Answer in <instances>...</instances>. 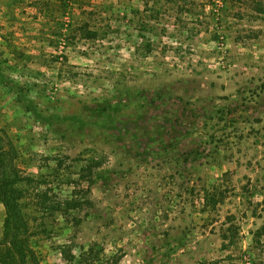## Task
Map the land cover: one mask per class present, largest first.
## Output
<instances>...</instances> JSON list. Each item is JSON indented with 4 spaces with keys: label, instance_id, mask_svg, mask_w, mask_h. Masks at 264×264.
Segmentation results:
<instances>
[{
    "label": "rangeland",
    "instance_id": "rangeland-1",
    "mask_svg": "<svg viewBox=\"0 0 264 264\" xmlns=\"http://www.w3.org/2000/svg\"><path fill=\"white\" fill-rule=\"evenodd\" d=\"M52 2L0 0L2 72L18 86L0 84V138L54 201L70 197L64 174L102 164L79 224L39 218L41 264H79L95 242L98 264H264V0H74L65 17ZM107 103L110 127L89 111ZM5 217L0 203V238Z\"/></svg>",
    "mask_w": 264,
    "mask_h": 264
},
{
    "label": "trees",
    "instance_id": "trees-1",
    "mask_svg": "<svg viewBox=\"0 0 264 264\" xmlns=\"http://www.w3.org/2000/svg\"><path fill=\"white\" fill-rule=\"evenodd\" d=\"M62 4L61 12L66 16L70 4L74 0H59ZM52 0H47V5L52 4ZM50 8V6H48ZM47 17V15H46ZM90 37V36H89ZM95 36H92V38ZM143 37V36H142ZM0 38L3 41H7L4 34H0ZM152 46H147V51H151ZM1 55V52H0ZM3 59L0 56V84L7 86L11 89H17L18 86L3 74L2 72ZM25 110L32 113L35 117L43 119L45 121H53L56 116L49 115L43 116L37 110V106L33 104L31 100L25 101ZM91 115L95 117H103L104 125L110 127L109 122L113 118L115 107L112 103L101 104L98 110L89 108ZM72 122H76L80 125L81 129L86 125V122L77 116L68 117ZM109 125V126H108ZM5 141L0 138V203L5 207L6 217L3 225V234L0 238V264H41L38 248L42 247L39 242V238L36 237L39 234H47L48 229L46 226L36 227L39 218H45L54 214V218L61 217L68 224H79V213L85 207L92 206V187L98 182L100 174V166L102 162H99L95 158L86 160L87 163L83 166L79 172L77 178L72 176L73 174H64L66 177L69 175L67 185L72 188L70 197L64 201H54L51 193L53 189L47 188L51 184L47 180L46 176L33 174L28 175L24 172L22 165H34V161L20 162V152L15 150L14 146L8 148ZM173 145L161 142L158 148V153H168ZM22 154V153H21ZM48 160L50 158H47ZM190 158H186L189 161ZM81 158H75L74 162L79 163ZM63 167L62 162L57 164L54 173L59 172ZM186 171V170H185ZM182 170L183 177L186 179V173ZM71 174V175H70ZM86 184V186L84 185ZM184 192L190 195H195L197 187L191 186L187 180H184L183 184ZM205 198V207L208 209L211 206H215L222 200L218 199V193L215 191L211 193V189L207 188L203 190ZM54 196V195H53ZM87 208V209H88ZM264 234V227L261 229V235ZM96 243V242H95ZM92 243L88 248L81 246V253L78 256L80 259L79 264H98L99 251L98 244ZM73 249L72 243H68L65 246H60L61 255L67 261H74L77 256L71 254Z\"/></svg>",
    "mask_w": 264,
    "mask_h": 264
}]
</instances>
